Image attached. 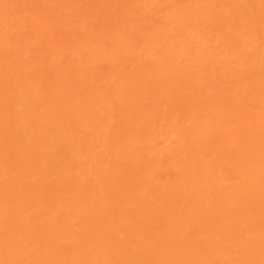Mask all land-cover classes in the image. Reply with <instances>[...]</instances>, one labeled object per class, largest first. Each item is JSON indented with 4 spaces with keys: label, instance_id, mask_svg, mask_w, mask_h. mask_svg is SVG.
<instances>
[{
    "label": "bare ground",
    "instance_id": "bare-ground-1",
    "mask_svg": "<svg viewBox=\"0 0 264 264\" xmlns=\"http://www.w3.org/2000/svg\"><path fill=\"white\" fill-rule=\"evenodd\" d=\"M0 264H264V0H0Z\"/></svg>",
    "mask_w": 264,
    "mask_h": 264
}]
</instances>
